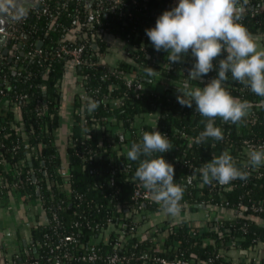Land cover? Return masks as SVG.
<instances>
[{
  "label": "trees",
  "instance_id": "obj_1",
  "mask_svg": "<svg viewBox=\"0 0 264 264\" xmlns=\"http://www.w3.org/2000/svg\"><path fill=\"white\" fill-rule=\"evenodd\" d=\"M262 1L250 0V5L254 6L251 9L250 5L247 6L240 0V7L243 8L241 22L253 36L264 34V11L251 15ZM173 2L121 0L114 11L106 9L101 13L98 24L89 13L86 0H53L50 13L36 15L30 11L27 17L13 27L14 38L8 44V57L0 61V87L4 91L0 94V158L9 163L11 168L17 169L18 174L13 178L1 165L0 173L4 175L6 184L16 181L21 193L25 192L31 197L43 200L48 217H51L52 212H57L61 218L64 215L62 220L67 226L70 220L78 219L77 213L87 218L100 217L105 212L104 205L109 191L105 184L99 182L105 180H113L119 185L122 189V202H129L131 182L126 178L134 177L138 161L128 160L127 151L133 142L141 140L144 131L155 129L167 135L174 147L160 154L166 161L174 156L180 157L186 152V157L194 165L211 161L224 150L233 155L235 150L239 149L241 137L254 135L264 138V98L231 80L230 73L229 91L233 96L247 100L252 112H256L257 118L251 127L247 128L243 124L242 129L238 130L237 124L224 123L217 118L216 126L222 128L224 139L216 141L209 138L202 145L192 143L188 149L181 139L173 135V128L190 132L194 136L204 130V125L200 123L204 118L195 111V105L189 108L177 101L176 87L182 85L187 78L188 69L195 58L189 52L181 63L169 64L168 53L164 50L156 51L145 32V29L155 26L156 19L163 11L176 6ZM104 3L109 4L110 1L105 0ZM95 4L92 3L91 8ZM70 31L75 34L73 40L67 38ZM105 35L118 37L129 44L131 62H121L116 67L102 62L107 46ZM39 41L41 45L38 50L36 45ZM80 43L86 45L87 61L78 65L80 68L76 66V71L85 96L76 103L77 108L72 115L74 125L68 135L69 160L66 169L61 165L55 144L60 110V92L56 90V86L61 84L70 60L57 58L55 53L61 45L73 46ZM15 46L19 51H15ZM28 51L32 52L30 56H26ZM225 56L226 53L216 58L213 61L214 69L203 76L201 81H192L193 86L204 87L210 79L216 77L218 61ZM90 62L97 64L92 65ZM145 66L156 71V74L149 78V83L143 71ZM128 80L141 81L144 88L139 91L128 88ZM23 95L26 97L22 98ZM89 97L100 102L94 112L87 111ZM104 99L108 101L104 102ZM3 102L7 104L6 108L2 106ZM37 107L42 109V116L37 115ZM148 114H156L153 123L144 122L143 119ZM248 119L249 117H245L242 122L246 123ZM136 122H142L141 132H134ZM87 134H90V139H85ZM232 140L235 145L231 144ZM106 148V152L102 151ZM35 150L37 153H34ZM93 152L100 154L97 159L90 158ZM104 155L111 157L105 159ZM20 160H24L23 165ZM236 162L239 167L240 161ZM172 165L174 182L185 188L181 201L193 203L196 199L195 189L186 181H182L188 180L192 169L182 164ZM66 170L68 181L63 180ZM244 181L236 179L235 188L227 193L230 203L236 202L240 195H252L264 200V183L259 188L258 181ZM202 191L206 194L209 191L208 185L205 184ZM156 209H161V206L152 208ZM235 220L237 226L244 222L238 216ZM260 221L261 218L257 216L256 219L248 220V230L242 234L245 237L241 241L242 246H247L255 234H264V225L260 224ZM173 227V231L168 232L164 248L158 252L160 255H173L174 251L170 247L175 239L182 249L181 255L186 258L191 257L193 253L197 259L212 256V246L200 245L198 237L192 238L188 235L185 224ZM53 228V223L33 227L27 251L21 249L12 254L10 260L13 264H30L34 259H38V264H56L47 259L48 247L44 245V242L49 240ZM203 234L207 235L208 232L204 231L201 235ZM86 236L87 232H84V241ZM147 245L142 242L138 250ZM211 264L231 262L222 256Z\"/></svg>",
  "mask_w": 264,
  "mask_h": 264
},
{
  "label": "built area",
  "instance_id": "obj_2",
  "mask_svg": "<svg viewBox=\"0 0 264 264\" xmlns=\"http://www.w3.org/2000/svg\"><path fill=\"white\" fill-rule=\"evenodd\" d=\"M52 1L53 0H35V4L31 6L28 11L22 13L21 16L13 14L10 17L11 26L4 31L7 38L10 39V41L14 38L13 27L17 22L27 17L30 11L36 15L50 13ZM104 1L105 0H86L89 13L98 24L100 23V15L102 12H105L106 9L114 11L117 4L121 2V0H109L110 3L105 4ZM242 1L244 4H247V6L250 5V0ZM90 2L91 4H89ZM94 2L96 4L91 8ZM241 4L242 3H240L239 6H241ZM253 7V5H250L251 9ZM260 11H264V0L254 8L251 15ZM5 45L8 46V44ZM14 48L16 52L19 51L18 47L15 46ZM37 49L39 50V48ZM85 51L86 45L84 43L73 46L61 45L56 50L55 55L57 58H68L71 63L78 66L87 61ZM31 54L32 52L28 51L26 56H30ZM7 57L8 55H3L0 51V61ZM90 64L96 65L97 62H90ZM126 85L128 88L135 91L144 88V84L141 81L128 80ZM56 90L60 92V85L56 86ZM3 93L4 91L0 87V94L2 95ZM21 97L25 98L26 95ZM42 113V109L37 107V115L42 116ZM245 117H249L247 120L248 122L237 124L236 128H238V130L242 129L243 124L246 125L247 128H250L252 122L257 118V115L256 112H252L251 108ZM134 125V132H141L140 126L142 122H136ZM172 132L173 135L182 140L186 149L192 145L193 138L196 137L190 132L184 130L179 131L175 128H173ZM85 139H90V134H87ZM230 142L232 145H235L234 140ZM239 144V149H236L232 156L236 161H240V164H243L248 159L249 146L264 145V138L254 135L241 137L239 139ZM102 151L106 152L107 148ZM34 153H37V151L35 150ZM99 155L98 152H93L90 154V158L97 159ZM110 157V155H104L105 159H110ZM167 162L170 164H182L193 171L210 161H205L202 165H194L193 162L186 157L185 152L180 157L174 156ZM20 164L23 165L24 160H20ZM0 165L3 167L4 171L9 173L13 178L17 176L18 170L11 168L9 163L5 162L4 159L0 158ZM124 171L127 172L128 170ZM246 171L249 172V176L244 182L258 181L257 186L260 188L264 183V164L257 168L250 167L246 169ZM126 179L131 182V190L129 192V202L124 203L120 198L122 189L119 185L115 184L113 180L99 182L102 185L105 184L109 192L107 194L108 199L104 205L105 212L96 219L93 217L87 218L85 215L77 213L78 219L70 220L69 226H67L62 220V218L65 217L64 215H62L61 218L57 212H52L51 217H48L45 213L46 222L44 224L53 223L54 227L52 234H50L49 237L46 235L49 240L44 242V245L48 247V260H53L56 264H211L215 259L223 256L226 260H229L231 264H264V234L256 235L254 233L255 235L252 236L247 246L244 247L241 245V241L245 239L242 234L246 233L248 230V220L256 219L257 216L261 218L260 224L264 225V200L261 198H254L252 195H248L247 197L240 195L236 202L230 203L227 198V193L235 188L237 183L236 180L226 185H220L218 182L213 181L208 186L209 191L204 194L202 188L205 184L202 182V178L199 174L191 178L189 177L188 180L183 179V182L186 181L187 184H190L191 187L195 189L196 199L193 203L181 201V210L200 211L197 217L191 220H161L159 223L145 225L148 218L145 210L151 211L154 206H160V204H158L153 199V196L142 187L139 180L134 177H127ZM63 180L68 181L69 176L63 177ZM12 191L19 192L23 199L30 196L27 193H25V195L20 192L19 185L16 181L6 184L3 175V178L0 180V196L4 197ZM76 196L80 197L79 195ZM40 202L42 204L44 203L41 199ZM70 202L69 200L68 203ZM99 206L102 205L99 204ZM60 208L62 209L63 206ZM237 216L240 217L241 220H244V222L238 226L235 220ZM229 218L232 219L229 220ZM196 220L197 224H195ZM181 223L186 225V232L188 235L192 238L198 237L200 245L212 246V256H208L205 259H197L193 253L191 257L186 258L181 255L182 249H180L179 242L175 239L172 241L170 247L174 251L171 257H165L158 253L159 250H162L165 246L168 232L173 231V226ZM204 231L208 232V234L201 235ZM84 232H87L85 241L82 239ZM161 234H163V236L159 238ZM142 242L148 245L144 249L138 250ZM38 262V259H34L30 264H38ZM0 264H13V261L6 260Z\"/></svg>",
  "mask_w": 264,
  "mask_h": 264
},
{
  "label": "clouds",
  "instance_id": "obj_3",
  "mask_svg": "<svg viewBox=\"0 0 264 264\" xmlns=\"http://www.w3.org/2000/svg\"><path fill=\"white\" fill-rule=\"evenodd\" d=\"M240 0H178L176 6L165 10L156 19L155 26L145 29L156 51L168 53L169 64L181 63L183 57L195 58L188 69L187 78L177 88V101L182 106L193 108L200 114L204 130L193 138V143L204 144L209 138L224 139L222 128L216 126L217 118L224 123L240 124L251 105L229 91V73L231 80L243 85L255 95L264 98V46L248 31L241 22L243 8ZM219 59L217 76L204 86H193L214 69L213 61ZM145 78L156 74L150 67L143 69ZM264 103V100H262ZM100 102L89 99L88 112H94ZM174 145L167 135L153 129L144 131L139 142H133L127 151V158L138 161L134 178L160 204L162 210L172 216L181 211L180 201L185 188L174 182V167L161 153L172 150ZM264 164V145L249 146L248 159L237 166L229 151L224 150L202 167L194 169L204 184L213 181L220 185L240 179L247 180L248 168H257Z\"/></svg>",
  "mask_w": 264,
  "mask_h": 264
},
{
  "label": "crops",
  "instance_id": "obj_4",
  "mask_svg": "<svg viewBox=\"0 0 264 264\" xmlns=\"http://www.w3.org/2000/svg\"><path fill=\"white\" fill-rule=\"evenodd\" d=\"M173 1L175 5L178 3V0ZM10 4H12L16 9H19L25 5V2L24 0H11ZM263 36L264 35L262 34L254 35V37L262 46H264ZM67 38L73 40L75 38L74 32H68ZM104 38L107 41V46L104 56L102 57V62L113 67H116L121 62H131L128 43L112 35H105ZM67 67H69V69L65 71L64 77L62 78V82L60 84V110L58 118L59 125L55 133L56 149L60 156L61 165H63V167L67 165L69 160L67 148L68 135L70 132H72L74 125L72 115L77 108L76 103L80 101L81 97L85 96L80 77L78 76L76 71V66L73 63L69 62ZM2 104V106L6 108L7 104L5 102H3ZM81 109L83 110V106H81ZM155 117V114H148L144 117V121L153 123ZM120 137H122L121 140L123 141V134H121ZM121 143L124 144L123 142ZM123 146L125 147L126 145L124 144ZM13 192L14 191L8 193L4 196V198H7V196H12ZM3 200L4 199H1L0 196V207L3 208L2 212L0 208V214H5L7 212V203ZM22 200L24 201L23 198ZM33 207V217L32 219L28 220L29 226L25 228L23 232H21L18 226H13L9 230H7V220H4L2 224V217L0 215V259H3V261L10 260L12 254L18 253L21 249H24L25 251L28 244L31 242L32 228L46 222V215L42 210V208L44 207L40 200H37L35 204H33Z\"/></svg>",
  "mask_w": 264,
  "mask_h": 264
},
{
  "label": "rangeland",
  "instance_id": "obj_5",
  "mask_svg": "<svg viewBox=\"0 0 264 264\" xmlns=\"http://www.w3.org/2000/svg\"><path fill=\"white\" fill-rule=\"evenodd\" d=\"M56 133V131H55ZM63 167V165H62ZM67 169V165L65 167ZM67 173V170H66ZM65 173L66 176H68ZM63 175V177H65ZM3 178V174L0 173V180ZM25 194V192H23ZM26 195V194H25ZM1 199H4L7 204V212L5 214H0L2 217L1 223L3 224L4 220H7V225L6 229L9 230L13 226H18V228L23 232L25 228L29 226L28 220L32 219L33 217V204L38 200L37 197H27L24 198V201L22 200V195L19 192H13V195L7 198L1 197ZM9 202V203H8ZM1 212L3 211L2 207ZM43 212H45V209L42 208ZM147 213V221L145 225H151L155 223L161 222V220H168V219H186V220H191L197 217L200 211H187V210H181L180 213L176 216L168 215L166 214L162 208L161 209H156V210H151L148 211L147 209L145 210ZM28 224H27V222ZM194 222V221H193ZM161 224V223H160ZM195 224H197V220L195 221ZM163 234L159 235V238H161Z\"/></svg>",
  "mask_w": 264,
  "mask_h": 264
},
{
  "label": "water",
  "instance_id": "obj_6",
  "mask_svg": "<svg viewBox=\"0 0 264 264\" xmlns=\"http://www.w3.org/2000/svg\"><path fill=\"white\" fill-rule=\"evenodd\" d=\"M10 1L11 0H0V51L3 55H8V46H6L5 44H9L11 42L10 39H8L6 34L4 33V31L11 26L10 17L13 14H17L21 16L22 13L28 11L29 8L35 4V0H24L25 5L19 9H16L12 4H10ZM89 4H91V2ZM40 45L41 42L39 41L36 47L40 48ZM78 68H80V66H78ZM67 69H69V67H67L66 70ZM89 99L91 98L89 97ZM107 101H108L107 99H104V102ZM3 262H4L3 259H0V263Z\"/></svg>",
  "mask_w": 264,
  "mask_h": 264
}]
</instances>
